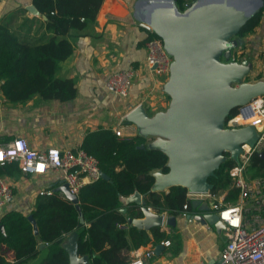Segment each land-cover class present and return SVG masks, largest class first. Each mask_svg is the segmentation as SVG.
Here are the masks:
<instances>
[{"label":"trees","instance_id":"16d2710c","mask_svg":"<svg viewBox=\"0 0 264 264\" xmlns=\"http://www.w3.org/2000/svg\"><path fill=\"white\" fill-rule=\"evenodd\" d=\"M183 11L188 0H174ZM103 0H32L40 16H45L31 35L16 34L8 20L0 21V90L10 102H24L33 95L45 100L67 102L73 100L77 90L74 80L56 76L61 61L74 51L72 30H81L95 19ZM264 5L242 26L237 36L252 32L260 23ZM32 23V20L25 19ZM24 20V21H25ZM24 24V23H23ZM40 25V27H39ZM24 28V27H22ZM31 35V36H30ZM156 36L150 32L149 37ZM222 59V58H221ZM245 80H247L245 78ZM233 109L228 116L235 112ZM227 116V117H228ZM144 136L119 139L110 129L88 132L81 143L88 154L99 162L101 172L109 179L99 178L83 185L78 194L82 221L75 204L58 191L39 193L29 214L8 210L0 217V264H26L40 253L46 255L39 264H68V253L62 242L69 234L77 233V252L86 256L89 264H125L124 256L132 248L149 242L167 239L159 227L150 234L144 229L120 224L128 218L142 217L141 210L128 203L127 212L121 209L122 200L135 191L144 196L145 206L156 213L176 216L191 200L183 186H171L167 191L151 190L154 173L168 172V158L160 150L147 147ZM214 175L208 178L209 192L217 195L226 191L225 201H234L238 190L231 186L228 169L236 164L228 152ZM12 166L20 171L16 162L5 163L0 173ZM251 177L264 176V146L255 151L249 161ZM31 215L37 227L34 233ZM2 248L10 250L8 260ZM44 249V248H43Z\"/></svg>","mask_w":264,"mask_h":264},{"label":"crops","instance_id":"0c3cea01","mask_svg":"<svg viewBox=\"0 0 264 264\" xmlns=\"http://www.w3.org/2000/svg\"><path fill=\"white\" fill-rule=\"evenodd\" d=\"M194 1L188 0L189 4ZM29 4L32 0H0V21L8 20L11 28L22 37L28 32L26 26H30L29 33L33 35L38 23L44 19L30 14L26 9ZM146 11L142 0H103L93 21L87 22L81 30L71 31L74 51L60 62L56 76L74 80L77 93L73 100H45L36 94L24 102H10L0 90V145L23 138L36 149H75L81 146L84 136L90 131L120 128L123 137L119 139L144 136V145L149 147L151 136L142 135L138 127L126 118L137 105H142L149 116L165 112L170 101L164 90L167 77L156 74L145 63L146 41L152 33L143 19ZM25 19L32 20V23ZM229 45L235 60L248 61L246 81L264 80V11L260 23L252 32L233 36ZM128 68L135 72L129 94L125 98L117 97L106 88V80L113 72ZM1 166L3 164L0 169ZM0 177L13 190L12 199L0 207V217L11 209L29 214L41 191H55L63 182L59 171L48 170L34 175L22 173L12 166L2 171ZM226 193L188 195L190 200L198 199L200 203L183 208L176 216L158 213L164 219L159 228L167 234V239L130 249L124 255L125 264L136 254L142 257L144 264H228L221 260L226 242L224 228L217 230L214 224L202 223L194 218L216 212L213 206L218 201L234 203L237 198L234 201L224 200ZM129 203L134 209H140L134 202ZM122 205L127 212L126 198L122 200ZM171 217L175 218L174 226L165 223ZM123 225L119 227L127 229L131 224L127 222ZM33 229L37 234L36 225ZM150 230L146 231L150 234ZM69 235L62 242L64 247L68 245ZM165 241L168 243L165 244ZM157 244L162 246L156 253ZM39 246L38 256L26 264H39L45 257L44 244L39 242ZM150 250L153 254L145 256ZM2 251L11 260L10 250L2 248Z\"/></svg>","mask_w":264,"mask_h":264},{"label":"water","instance_id":"95a60500","mask_svg":"<svg viewBox=\"0 0 264 264\" xmlns=\"http://www.w3.org/2000/svg\"><path fill=\"white\" fill-rule=\"evenodd\" d=\"M142 1L147 8L143 17L146 28L162 40L172 58L164 85L170 101L165 112L149 116L142 105H137L126 118L142 135L155 138L148 146L168 158V172L154 173L151 190L163 191L179 185L188 193L206 194L211 187L208 178L226 159L224 153L237 161L241 146L253 147L257 141L252 125L232 129L225 128L224 121L233 109L264 94V80L244 81L249 72L248 61L235 60L229 45L264 0H195L183 11L174 0ZM26 9L39 15L34 4ZM100 177L109 179L103 172ZM55 191L75 204L82 221L77 195L70 193L64 182ZM142 196L135 191L126 197V203L139 205L142 213V218H128V222L146 230L160 227L163 216L146 207ZM199 203L200 200L191 199L193 206ZM28 218L35 227L33 217ZM194 218L214 224L217 230L225 228L216 212ZM165 223L174 226L175 218H168ZM67 241L68 264H88L86 256L78 255L77 233H71ZM161 246H155L156 253Z\"/></svg>","mask_w":264,"mask_h":264},{"label":"built area","instance_id":"2783aa9c","mask_svg":"<svg viewBox=\"0 0 264 264\" xmlns=\"http://www.w3.org/2000/svg\"><path fill=\"white\" fill-rule=\"evenodd\" d=\"M171 60L159 37L148 38L145 63L150 70L168 77ZM134 73L132 68L115 71L108 77L105 86L115 96L125 98L129 94ZM246 125L255 128L257 141L253 147L243 144L236 164L228 169L232 179L231 186L238 190V197L234 203L218 201L213 206L219 220L225 224L226 242L221 251V260L228 264H264V176L251 177L248 174L251 155L264 146V94L254 96L238 106L224 122L225 128L232 129ZM114 132L116 136L123 137L120 128ZM0 154H2L0 165L16 162L22 173L37 175L48 170L59 171L68 190L75 195L83 185L101 178L98 160L81 147L62 150L48 147L41 150L31 147L23 138H16L9 143L1 144ZM40 193L50 194L51 191L44 190ZM12 197L11 186L0 177V207ZM183 208H187V205L184 204ZM119 226L124 227L123 224ZM164 243L167 244L168 241ZM152 254L153 251L150 250L145 256L149 257ZM126 264L144 262L142 257L136 254Z\"/></svg>","mask_w":264,"mask_h":264},{"label":"rangeland","instance_id":"374dc122","mask_svg":"<svg viewBox=\"0 0 264 264\" xmlns=\"http://www.w3.org/2000/svg\"><path fill=\"white\" fill-rule=\"evenodd\" d=\"M236 85H237V84H235V86H236ZM154 139H155V138H152V137H151V138H150V141H151V140H154ZM225 156H226V155H225ZM226 157H227V156H226Z\"/></svg>","mask_w":264,"mask_h":264},{"label":"snow or ice","instance_id":"6c2138e0","mask_svg":"<svg viewBox=\"0 0 264 264\" xmlns=\"http://www.w3.org/2000/svg\"><path fill=\"white\" fill-rule=\"evenodd\" d=\"M0 156H2V154H0Z\"/></svg>","mask_w":264,"mask_h":264},{"label":"flooded vegetation","instance_id":"af4514ba","mask_svg":"<svg viewBox=\"0 0 264 264\" xmlns=\"http://www.w3.org/2000/svg\"><path fill=\"white\" fill-rule=\"evenodd\" d=\"M226 120V119H225ZM225 122V121H224ZM237 162V161H236Z\"/></svg>","mask_w":264,"mask_h":264}]
</instances>
